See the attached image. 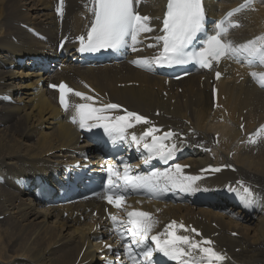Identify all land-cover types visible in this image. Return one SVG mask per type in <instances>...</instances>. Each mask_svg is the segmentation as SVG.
<instances>
[{
  "label": "bare ground",
  "instance_id": "6f19581e",
  "mask_svg": "<svg viewBox=\"0 0 264 264\" xmlns=\"http://www.w3.org/2000/svg\"><path fill=\"white\" fill-rule=\"evenodd\" d=\"M240 1L217 0L213 4L211 0H205L208 17H215ZM258 1L234 17L240 22V27L231 31L228 41L238 45L264 36V0L262 4ZM164 2L147 0L145 5L139 6L143 12L150 13V23L155 31L140 36L139 50L130 56L134 61L150 58L157 49L147 45L148 42L155 44L151 38L158 35L157 18L161 16ZM54 3L55 0H0V95L10 94L14 102L4 104L0 98V179H4L0 185V264H74L85 244L81 260L88 259L87 264H98L93 250L96 252L99 245L91 240L96 232L88 223L91 213L86 214L87 208L97 207V199L63 207H46L33 199L31 190L17 188L13 184L15 178H33L38 173L51 181L60 173L63 164L72 163L79 154L87 153L92 147L79 142V123L67 121L71 114L77 116L75 97L71 98L68 111L60 113L54 101L55 95L47 92L44 86L37 88L41 77L46 82L63 78L72 84H78L77 78H81L101 93L107 90L111 100L124 103L132 110L144 114H152L155 109L163 110L165 116H170L159 115L163 129L170 125L186 133L191 126L185 121H190L194 133H187L188 148L201 141L203 146H208L214 134L219 132L218 147H213L211 153L196 149L194 154L183 156L182 161L192 167L186 175L194 176L198 168L210 163L215 156L227 162V147H231L233 152L229 160L237 167L236 173L225 171L200 181L197 183L198 191L215 194L228 181L245 179L256 186L255 211L250 215L232 206V211L225 214L220 213L219 208L223 207L217 204L206 206L200 203L194 208L193 203H162L165 218L181 217L193 222L205 235L217 231L216 240L232 256V264H264V139L253 145L238 143L243 134L264 121V64L248 67L234 61L236 57L245 59L246 54L222 59L218 81L222 109H216L212 115L211 86L208 80L201 86V75L197 71L170 87L165 102L159 97L163 80L147 75L152 67H146L148 73H142L124 62L95 67H80L68 62L61 70L52 69L49 74L38 67L30 70L31 64L28 63L10 70L8 66L17 57L43 55L64 62L65 59H61L56 51L60 38H65L62 51L65 57L69 58L72 50L76 49L74 37L85 31L91 15L87 0H64L61 21L53 13ZM20 23L36 28L44 38L30 35L20 27ZM11 37H16V41ZM249 69L256 73L255 80L249 78ZM210 76L211 73L207 75L208 78ZM128 81H138L139 85L117 87L118 83ZM178 87H181V92H178ZM240 124L241 130L238 128ZM135 128L142 131L143 127ZM133 154L139 160L137 168L143 158L138 152ZM77 210H81L88 221H81L78 216L73 218ZM65 211L67 216L63 217ZM213 222L218 229L212 226ZM233 231L238 233L237 237L231 235Z\"/></svg>",
  "mask_w": 264,
  "mask_h": 264
},
{
  "label": "snow or ice",
  "instance_id": "6c2138e0",
  "mask_svg": "<svg viewBox=\"0 0 264 264\" xmlns=\"http://www.w3.org/2000/svg\"><path fill=\"white\" fill-rule=\"evenodd\" d=\"M144 2L146 0H93V7L90 9L93 19L90 27L86 36L82 35L77 38L80 42L79 51L81 53L99 52L100 50L118 52L127 47H131L133 52L138 51L137 44L140 43V36L155 31L150 23L152 17L141 15L139 11V6ZM248 3L250 0H245L243 6L246 7ZM62 7L63 0H61L60 7L56 9L58 14H61ZM239 10L238 8L229 11L224 19L215 24L214 34H208L203 0H167L166 11L162 17L157 18L161 20L162 25L159 28L160 34L151 38L155 40V44L147 45L149 48L157 47L158 53L151 58H141L132 63L151 68L152 66L172 67L196 62L202 68L211 69L213 63H218L221 58L246 54L250 65L264 64V36L255 37L253 40L238 45L223 39L230 28L239 27L238 22H230L228 27H225L228 18ZM198 44L202 46L197 47ZM220 75L219 72L216 73L217 79ZM251 75L255 76L256 73H251ZM50 87L58 88L60 104L67 110L65 95L72 93L73 90L64 83L58 86L50 85ZM74 95L84 100H93V97L85 96L81 92H75ZM120 108V105L114 103H108L103 108L91 107L87 103L78 104L76 105L77 116L72 118V123L78 122L79 127L86 131L102 129L103 134L115 145L128 139L127 129L134 126L133 121L136 124L150 123L146 117L127 110H124V115L115 117L99 114ZM77 117H79L78 121ZM261 131H264V126ZM158 132L159 129L151 126L140 136L135 133L131 134V143L137 147L138 151L141 146L144 150L141 156L145 165L157 159L167 164L176 157L178 145L167 143L176 134L169 130L158 136ZM249 142L254 143L255 141L250 140ZM184 167L175 163L164 169L154 168L147 173L133 175L132 169L127 165L124 166L122 173L109 165L104 198L108 204L120 209L125 200L124 193L128 189L146 190L153 195L169 188H179L182 192L193 193L199 189L196 182L200 177L184 175ZM202 171L218 173L221 168L215 167ZM113 177L116 180H113ZM116 181H120L121 184ZM121 186H123V191ZM243 191L245 202H253L250 190L245 187ZM127 218L126 232L131 238L130 243L123 242V232H117V235L120 236L127 255L133 259V264H156L154 253H160L169 260L176 261L177 264H220L225 260V256L213 248L214 242L203 238L195 228L190 231L194 233V236H201L199 240L192 235L177 234L178 227L186 232L189 229L183 224L177 226L175 221L166 225L162 233L150 235L156 225L150 213L137 210L128 211ZM110 219L114 224L117 222L115 215ZM149 241L155 245V248L151 247ZM133 246L139 249V253L134 255ZM106 247L109 252L113 251L111 245H106ZM116 255L119 258L118 252ZM141 255L144 257L143 261L139 259Z\"/></svg>",
  "mask_w": 264,
  "mask_h": 264
},
{
  "label": "rangeland",
  "instance_id": "374dc122",
  "mask_svg": "<svg viewBox=\"0 0 264 264\" xmlns=\"http://www.w3.org/2000/svg\"><path fill=\"white\" fill-rule=\"evenodd\" d=\"M23 11H24V9H23ZM15 39H16V37H11V40L15 41ZM178 90H179V88H178ZM91 245H92V243H91ZM93 254H96V252L94 250H93Z\"/></svg>",
  "mask_w": 264,
  "mask_h": 264
}]
</instances>
